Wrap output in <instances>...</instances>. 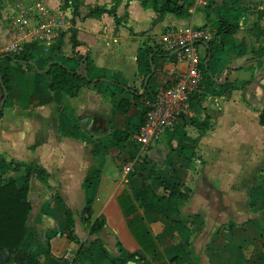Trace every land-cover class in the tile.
<instances>
[{"label":"crops","instance_id":"obj_1","mask_svg":"<svg viewBox=\"0 0 264 264\" xmlns=\"http://www.w3.org/2000/svg\"><path fill=\"white\" fill-rule=\"evenodd\" d=\"M151 1L122 0L116 23L107 12L83 18L110 9L113 0H79L75 16L65 7L72 0H0V44L37 48L27 62L0 57L8 79L0 108V184L15 180L30 205L20 247L14 254L0 250V264H25L27 257L35 264H172L176 254L181 264H264V0H178L185 16L166 13L158 22ZM18 2L43 3L64 12L66 21L49 42L30 41L9 23ZM221 18L236 31L215 36ZM188 25L214 36L211 54L196 45L201 86L174 126L145 146L137 138L143 101L188 63L178 54H155L142 86L138 51L164 50V32ZM80 55L92 62V79L104 75L130 89L102 80L72 98L50 91V62L75 68ZM114 131L131 135L114 146ZM91 150L102 167L90 188L89 217H81ZM17 164L46 177H25ZM180 194L187 198L178 205ZM95 221L102 229L94 235Z\"/></svg>","mask_w":264,"mask_h":264},{"label":"trees","instance_id":"obj_2","mask_svg":"<svg viewBox=\"0 0 264 264\" xmlns=\"http://www.w3.org/2000/svg\"><path fill=\"white\" fill-rule=\"evenodd\" d=\"M78 1L72 0L73 2V12L72 14L78 15ZM122 0H113L114 4L110 9L105 8H95L87 13L83 18L90 17L99 12H107L114 16L116 23H119L116 17V8L118 4ZM152 9L157 13V18L155 22L160 21V19L166 14L171 13L176 18H183L186 14L185 7L182 3H179L178 0H152L151 1ZM220 26L215 36H226L234 33L237 27L231 24L224 18H221ZM61 40V37H60ZM59 40V41H60ZM78 42H73V47H77ZM208 47V52L211 54L213 49V42H208L206 44ZM35 45L31 43L24 44L22 50L18 54H1L0 57L5 59H13L17 62H27L36 52ZM158 51H154L151 47L141 48L138 51L137 55V64L140 75L143 77L142 86H146L152 75V60L150 58L155 56V54H160L161 56L169 55L170 52L164 51L162 49L157 48ZM78 66L75 68H71L64 63H60L57 61H51L46 73L50 76L49 82V90L50 91H61L68 98H72L77 95L79 90L83 86H95L98 82L102 80L111 82L116 86H119L123 89L129 90L128 86L123 84L120 80H107L104 75L100 76L97 79H92L90 76V72L92 70V62L91 60L84 55L77 56ZM7 69L1 67L0 65V83L2 85L3 97L4 100L7 93ZM147 82L145 84V80ZM135 94V90H133ZM259 123L262 127H264V109L261 111L259 115ZM131 133L127 131H114L111 134L110 142L111 145H121L124 141L128 140ZM131 141L132 138L130 139ZM90 158L92 160V164L90 165L86 176L84 177L82 188L85 191V203L84 207L80 212L81 217L83 215H87L89 217L90 214V206H91V197H90V188L94 182V180L100 175L102 162L96 156L95 150H91L89 152ZM21 166L24 170L25 177L34 176L37 179H44L46 174L34 170L30 165L26 164H17ZM187 195L180 194L178 199V205H180L185 199ZM156 200L159 198L156 196ZM146 205V203L144 204ZM147 208V207H146ZM30 212V205L27 201L26 189L23 187H19L15 180L11 179L5 184H0V250H5L9 254L15 253L20 247L25 234H26V221ZM67 219L70 227L74 224L72 213L67 212ZM87 220V219H85ZM102 229V223L99 221H95L92 225L90 233L97 234ZM181 256L176 254L171 259L172 264H181L180 263ZM25 264H35L33 263L32 257L25 258Z\"/></svg>","mask_w":264,"mask_h":264},{"label":"built area","instance_id":"obj_3","mask_svg":"<svg viewBox=\"0 0 264 264\" xmlns=\"http://www.w3.org/2000/svg\"><path fill=\"white\" fill-rule=\"evenodd\" d=\"M205 4L208 0H196ZM18 13L9 19L12 28L25 31L30 41L46 43L52 40L55 33L65 21V13L48 9L43 3L26 7L19 2L15 4ZM34 22L33 26L29 22ZM31 27V30H28ZM31 31V32H30ZM208 28L188 25L181 29H170L164 32L159 41L161 47L170 53L184 58L188 67L179 72L169 86L161 87L145 99L142 104V120L138 125L137 138L145 146L156 143L168 129L174 126L180 113L185 112L188 96L197 91L202 82V68L196 45H206L213 40ZM24 42L12 41L8 45L0 44L1 54H18ZM143 92V90H142ZM3 91L0 83V108L3 103ZM124 169L123 173H126Z\"/></svg>","mask_w":264,"mask_h":264},{"label":"rangeland","instance_id":"obj_4","mask_svg":"<svg viewBox=\"0 0 264 264\" xmlns=\"http://www.w3.org/2000/svg\"><path fill=\"white\" fill-rule=\"evenodd\" d=\"M64 7V6H63ZM66 8H69V10L71 11V9H73V2H66L65 5ZM201 67H203V64L201 65ZM204 68V67H203Z\"/></svg>","mask_w":264,"mask_h":264}]
</instances>
